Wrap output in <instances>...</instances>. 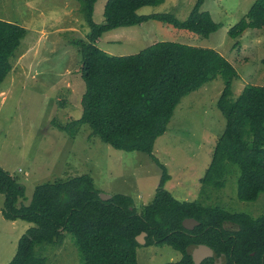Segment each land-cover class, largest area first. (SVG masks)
<instances>
[{
	"label": "trees",
	"instance_id": "trees-1",
	"mask_svg": "<svg viewBox=\"0 0 264 264\" xmlns=\"http://www.w3.org/2000/svg\"><path fill=\"white\" fill-rule=\"evenodd\" d=\"M89 27L84 39L73 41L80 52V76L84 82L81 116L58 129L74 137L86 124L91 133L115 149L141 151L161 169L152 200L137 211L131 196H99L89 174L47 181L36 185L27 204L17 205L24 186L0 167L1 213L7 220H25L34 225L17 240L16 250L6 264H46L37 255L36 244L60 243L69 232L82 256L80 264H138L136 236L146 232V246H169L180 257L164 264H194L191 251L198 244L210 246L214 255L200 264H264V213L253 217L219 204L198 199L179 200L165 188L170 175L153 155L155 140L163 135L181 98L222 75L225 86L217 107L225 126L213 147L200 182L221 189L226 177L238 167L237 197L254 201L264 193V57L263 83L248 84L232 97L236 70L218 50L177 41L161 40L142 50L113 55L96 41L102 33L155 19L203 37L221 24L208 11L204 0H196L181 21L172 13H139L138 9L164 0H106L103 23L93 20L97 0H78ZM264 26V0H254L245 17L227 33L236 38L245 30ZM26 29L0 18V85L12 69L11 59ZM199 221L193 229L182 225L185 218Z\"/></svg>",
	"mask_w": 264,
	"mask_h": 264
},
{
	"label": "rangeland",
	"instance_id": "rangeland-1",
	"mask_svg": "<svg viewBox=\"0 0 264 264\" xmlns=\"http://www.w3.org/2000/svg\"><path fill=\"white\" fill-rule=\"evenodd\" d=\"M196 0H164L138 9L139 13H172L181 21ZM106 0H97L93 20L103 23ZM254 0H204L208 11L221 26L208 37L173 27L155 19L106 31L96 44L113 55L136 53L156 41L170 40L211 47L225 56L236 70L232 97L248 84L263 83L264 26L245 30L231 38L227 30L245 17ZM0 18L26 29L12 57V69L0 85V167L24 186L17 205L27 204L36 185L47 181L89 174L101 193H122L134 200L137 211L149 203L158 186L161 169L141 151L115 149L82 125L75 136L58 129L81 116L84 82L80 76V52L73 41L84 39L89 27L78 0H0ZM218 75L199 89L183 96L165 133L154 143L153 155L170 175L165 183L179 200L198 199L219 204L231 211L257 217L264 213V193L254 201L237 197L238 167L226 177L221 189L203 186L200 178L210 162L213 147L225 126L217 100L225 86ZM0 264L14 255L17 240L34 224L7 220L1 213ZM146 237V236H145ZM62 241V242H60ZM60 243L36 244L37 255L46 264H80L82 256L72 235L65 231ZM137 248L138 264H164L180 257L169 246ZM213 264H224L215 258Z\"/></svg>",
	"mask_w": 264,
	"mask_h": 264
},
{
	"label": "water",
	"instance_id": "water-1",
	"mask_svg": "<svg viewBox=\"0 0 264 264\" xmlns=\"http://www.w3.org/2000/svg\"><path fill=\"white\" fill-rule=\"evenodd\" d=\"M100 198L108 199L111 197L109 194L99 193ZM199 224V221L195 218H185L182 221V225L187 229H193L196 225ZM146 232H141L136 236V240L141 244L145 242ZM192 259L194 264H200L203 259L207 257H212L214 255L213 249L206 244H198L191 251Z\"/></svg>",
	"mask_w": 264,
	"mask_h": 264
},
{
	"label": "crops",
	"instance_id": "crops-1",
	"mask_svg": "<svg viewBox=\"0 0 264 264\" xmlns=\"http://www.w3.org/2000/svg\"><path fill=\"white\" fill-rule=\"evenodd\" d=\"M15 220H11V222H14Z\"/></svg>",
	"mask_w": 264,
	"mask_h": 264
},
{
	"label": "flooded vegetation",
	"instance_id": "flooded-vegetation-1",
	"mask_svg": "<svg viewBox=\"0 0 264 264\" xmlns=\"http://www.w3.org/2000/svg\"><path fill=\"white\" fill-rule=\"evenodd\" d=\"M219 258V257H218ZM220 259V258H219Z\"/></svg>",
	"mask_w": 264,
	"mask_h": 264
}]
</instances>
